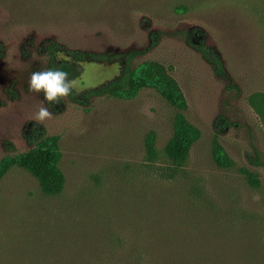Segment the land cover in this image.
<instances>
[{"label": "rangeland", "instance_id": "1", "mask_svg": "<svg viewBox=\"0 0 264 264\" xmlns=\"http://www.w3.org/2000/svg\"><path fill=\"white\" fill-rule=\"evenodd\" d=\"M50 41L76 67L78 96L119 78L129 51H141L134 67L163 64L200 130L187 160L165 153L177 110L153 88L85 104L31 91ZM198 46L219 54L226 77ZM42 106L52 115L37 121ZM39 129L60 138L65 187L46 195L30 172H7L0 264H264V166L251 161L264 160V0H0V161ZM216 137L230 168L213 159Z\"/></svg>", "mask_w": 264, "mask_h": 264}, {"label": "trees", "instance_id": "2", "mask_svg": "<svg viewBox=\"0 0 264 264\" xmlns=\"http://www.w3.org/2000/svg\"><path fill=\"white\" fill-rule=\"evenodd\" d=\"M59 48L60 46L55 41H50L47 46L50 57L49 69L65 71L68 73V79H72L77 74L76 67L71 62L56 60ZM198 48L214 65L216 73L226 77L219 54L199 46ZM140 53L141 51H129L121 55L123 59L121 76L101 89L87 92L83 96H78L74 91H71L67 96L85 104L86 99L96 94L133 98L143 88L155 89L165 101L177 110L174 118L173 136L165 147V153L174 163L183 164L187 160L193 144L199 139L200 130L186 117L184 112L187 110L188 104L184 92L178 81L163 64L150 61L134 67L133 60ZM75 55L78 58L91 57L97 61H109L116 57V55L81 51H75ZM154 135L153 133L150 134L146 142L150 156L155 155ZM26 137L30 145L27 151L7 156L0 161V183L7 172L17 166L30 172L38 180L43 193L46 195L61 194L65 187L66 177L60 168L62 152L59 136L47 135L44 130L39 129L27 134ZM213 159L222 168H230L234 165L233 160L219 143L217 137L214 140ZM251 161L256 165L264 166V160L257 152ZM242 172L250 185L253 187L260 185L256 173L248 169H242Z\"/></svg>", "mask_w": 264, "mask_h": 264}, {"label": "clouds", "instance_id": "3", "mask_svg": "<svg viewBox=\"0 0 264 264\" xmlns=\"http://www.w3.org/2000/svg\"><path fill=\"white\" fill-rule=\"evenodd\" d=\"M58 58H60L59 53ZM29 88L35 92L43 91L45 99L49 103L57 102L59 98L69 95L74 88H76L77 92L80 91L76 81L69 80L68 73L59 69L33 72L29 80ZM51 115L50 110L42 106L36 113L35 119L43 121L46 118H50Z\"/></svg>", "mask_w": 264, "mask_h": 264}]
</instances>
